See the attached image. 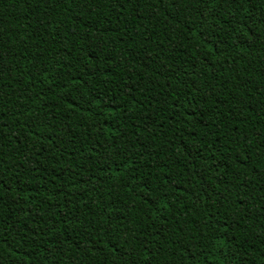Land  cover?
I'll return each instance as SVG.
<instances>
[{
    "label": "trees",
    "instance_id": "16d2710c",
    "mask_svg": "<svg viewBox=\"0 0 264 264\" xmlns=\"http://www.w3.org/2000/svg\"><path fill=\"white\" fill-rule=\"evenodd\" d=\"M0 264H264V0H0Z\"/></svg>",
    "mask_w": 264,
    "mask_h": 264
}]
</instances>
